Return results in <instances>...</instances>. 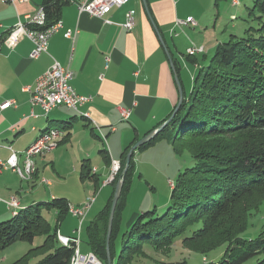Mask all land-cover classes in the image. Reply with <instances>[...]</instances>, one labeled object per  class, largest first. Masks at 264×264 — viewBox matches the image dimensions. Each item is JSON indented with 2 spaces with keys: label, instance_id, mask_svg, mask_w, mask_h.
I'll return each mask as SVG.
<instances>
[{
  "label": "crops",
  "instance_id": "obj_1",
  "mask_svg": "<svg viewBox=\"0 0 264 264\" xmlns=\"http://www.w3.org/2000/svg\"><path fill=\"white\" fill-rule=\"evenodd\" d=\"M79 1L67 0L64 3L60 15L63 28L50 38L48 51L34 59L30 57L33 42L26 36L14 38L9 31L27 14L38 12L44 0H0V104L16 100L15 105L0 108V158L7 160L10 157L12 151L7 146L11 145L18 152L22 166L24 151L42 132L50 128L63 131L54 149L34 158L38 169L33 179L23 180L11 167L0 173V221L12 217L8 204L12 196L19 198L20 208L48 197L67 199L66 195L40 194V187L48 185L51 188L54 183L49 180L48 183L42 182L44 178L40 175L39 161L45 163L49 160L55 165V159L61 156L60 160L69 157L72 161L81 160L79 169L81 174L85 172V176L92 179L93 192L100 187L101 193L108 189L107 204L117 186L111 182L105 184L111 176V162H121L131 144L155 130L172 114L179 100L176 73L185 90L192 89L191 84L200 65L189 61L187 48L204 45L205 50L193 57L202 59L204 55L208 56L206 45L199 40L197 42L194 35L197 28L207 26L210 21L215 26L216 18L227 10L229 2L146 0V7L144 0H129L122 7H114L104 17H97L88 12L80 13ZM238 1L239 4H235L231 0V5L238 11L245 7L249 9L254 3V0ZM130 10L135 18L132 30L123 26ZM189 17H193L195 23L177 25V20ZM67 28L78 29L74 39L65 36ZM55 61L73 70L75 90L92 96L93 100L82 106L81 111L61 106L43 114L37 108L40 116L33 117L31 93L26 88L34 86L37 78ZM172 61L178 71L172 67ZM189 79L192 83H188ZM122 109L131 111L129 118L122 117ZM123 122H129L131 127L120 125ZM102 135L106 136V142ZM129 136L133 139L127 143ZM134 153L136 162L138 152ZM56 172L58 178L62 177L59 171ZM19 207L14 208V214ZM133 219L134 215L130 221ZM69 237L64 243L73 240ZM82 245L81 242V251Z\"/></svg>",
  "mask_w": 264,
  "mask_h": 264
},
{
  "label": "trees",
  "instance_id": "obj_2",
  "mask_svg": "<svg viewBox=\"0 0 264 264\" xmlns=\"http://www.w3.org/2000/svg\"><path fill=\"white\" fill-rule=\"evenodd\" d=\"M66 1L44 0L47 23L42 29L60 19ZM249 12H258L257 27L251 26L244 36L232 35L220 43L210 59L206 55L202 61L188 57L192 64L200 65L192 89L184 88L183 103L173 119L154 139L137 149L142 150L167 135L178 151L189 153L193 163L174 182L168 209L163 213L157 209L143 212L124 233L125 248H138L145 243L163 248L179 240L192 250L206 252L204 245L212 247V239L225 215L244 200L264 194V0H254ZM175 69L178 71V67ZM132 145L127 148L118 175L112 181L115 185L123 177ZM134 156L135 153L115 211L110 241L112 260V238L116 229H120L121 207L131 175L136 171ZM85 175L84 172L82 177ZM114 194L115 188L98 220L88 226L90 249L104 264H108L107 234ZM40 203L19 207L11 218L0 221V250L18 239L34 242L38 232L50 231V227L44 228L47 225ZM46 204L60 207L62 215L69 213L64 197L53 198ZM101 222L107 224V229L99 236L97 226ZM236 229L239 235L235 244H227L226 249L232 263L226 260L218 264H242L255 256H262L255 264H264V227L250 239L240 235L247 227ZM57 236L58 227L47 235L42 246L49 252L36 264L72 263L77 243L61 242ZM121 257L124 259L119 264H125V257Z\"/></svg>",
  "mask_w": 264,
  "mask_h": 264
},
{
  "label": "rangeland",
  "instance_id": "obj_3",
  "mask_svg": "<svg viewBox=\"0 0 264 264\" xmlns=\"http://www.w3.org/2000/svg\"><path fill=\"white\" fill-rule=\"evenodd\" d=\"M228 1L227 10L223 11L221 16L216 18L217 21L215 26H213V22L211 23L210 21L207 26L203 25L202 27L197 28L198 32L194 35L197 42L200 41L199 43L206 45L208 59L213 55L217 46L220 43L229 40L232 35L244 36L247 29L251 26H258V19L256 18L258 12L250 14L249 9L246 7L244 10L241 9L238 11L237 7L231 5V0ZM232 14H235L236 16ZM187 56L193 57L188 54ZM199 59L202 61L200 57ZM203 62L205 61L203 60ZM188 83H192L191 79H189ZM193 84L194 83H192L191 86H193ZM120 125L123 127L128 126V128L131 127L129 122H123L120 123ZM121 132L123 133L124 130L121 129ZM101 138L106 142V136L103 137L102 135ZM132 139L133 136H129L127 143H130ZM136 151L138 152L136 155L137 171L133 172L131 175L128 183L129 188H127L125 193L123 205L126 204V207L123 205L121 207V221L119 222L120 229H116L112 238L111 248L113 264H119L121 260L124 259L121 256L125 257V264H218L226 260H229V263H232V258H228L226 255V249L227 244L230 246L235 244V238L239 235V230L236 228L243 225L244 227H247V229L240 235L249 239L255 238L263 229L264 194H257L236 205L230 213L225 215L220 227L217 229V234H215L212 239V247L204 245L203 249H206V252L192 250L179 240H174L169 246L163 248H157L148 243H145L142 247L138 248H125L123 242L124 233L131 228V225H133L143 212L157 209L159 213H163L168 209L170 206L174 182H176L179 175L193 163L189 153L178 151L176 145L169 140L167 135L155 140L153 144L148 145L146 148L142 149V151ZM36 156H34V158ZM61 157L55 159V165L49 160L45 163L39 161L38 166L40 168V175L44 178L42 182L49 180L54 183V185H51V188L50 186L48 187V185L40 187V194L66 195L70 208L71 206H79L82 200L92 198L93 203L91 209L86 214V220L84 219L85 224L81 236L83 244L82 250L87 251L91 248L87 225L91 220H94L99 216L100 210L105 206L108 189L101 193L100 187L98 191L93 192L91 187V185H93V181H91L92 179L87 176L82 177L81 170L79 169L81 160L76 162L74 159V162L70 157L60 160ZM35 168L36 171L34 170L33 174L31 173L29 180L33 179L37 172L38 168L36 164ZM56 171H59L62 177L58 178ZM111 171V176L109 178L113 177L116 172V169L113 166V161L111 162ZM117 175L118 174H116L115 177ZM107 182L108 180L105 184H107ZM44 199L45 200H42L40 203V211L46 219L47 225V227L44 226V228L48 229L50 227V231L54 233L57 231L58 227L57 237L59 241L67 242L68 235H70L69 239L74 238L76 236L74 230L79 228L80 218L76 217L73 213H70V208L68 210L69 214L65 212L62 215L60 213V207L46 204L47 202L52 201L51 198L48 197ZM16 201H19L17 196ZM11 210L13 212V208H11ZM132 215H134V219L130 221ZM60 220L61 225H59ZM98 224L97 232L100 236L106 232L107 224L102 225V222ZM50 231L45 230L40 233L38 232L34 242L18 239L6 249L0 250V264L38 263L45 254L49 252L42 246V244L46 240ZM225 232H230V234L226 236L224 235ZM226 239L230 240V243L226 241ZM261 257L262 256H255L242 264H255ZM229 263L226 262L225 264Z\"/></svg>",
  "mask_w": 264,
  "mask_h": 264
},
{
  "label": "built area",
  "instance_id": "obj_4",
  "mask_svg": "<svg viewBox=\"0 0 264 264\" xmlns=\"http://www.w3.org/2000/svg\"><path fill=\"white\" fill-rule=\"evenodd\" d=\"M7 1V0H4ZM21 2L27 0H19ZM129 0H80L78 3L79 11L88 12L89 14L97 17H104L114 7H122L127 4ZM235 4H239L238 0H234ZM107 22H111L107 20ZM46 14L42 7L38 12L33 14H27L25 19H20L9 31V34L14 38H20L23 36L28 37L34 44V47L30 53V57L36 59L43 53L48 51V44L50 38L63 28V21L57 20L55 23L41 28L46 25ZM195 23L193 17L187 19L177 20V25H186ZM135 24V18L133 11L130 10L126 14V21L123 24L128 30H132ZM78 29L67 28L65 30V36L70 39H74ZM203 45H192L187 48V54L193 56L197 53L204 51ZM74 72L71 68L62 65L60 62L55 61L54 64L42 75H40L34 86H28L27 91L31 93L30 103L32 105L31 116L38 117L40 114L36 112L37 108H40L43 114H48L50 111L57 107H67L73 111H81V107L93 100L92 96L79 94L72 85V79ZM16 100H6L0 104L1 109H5L11 105H15ZM131 111L128 109H122V117L129 118ZM114 131L115 128L112 127ZM51 134L46 142H41L37 146L31 149L29 156L24 159V165L19 164V154L11 145L7 147L12 151L10 157L7 160L0 158V173L9 167L17 171L23 180H29V173H33L32 161L34 159L35 152H42V154L52 149L54 146V136ZM121 168V162L116 160V172L113 177L108 179L107 183L113 181L116 174H118ZM45 180V183H48ZM92 198L87 199L79 206H75V215L80 218V225L75 230L76 236L73 238L74 242H82L81 234L83 229L84 219L90 207L92 206ZM11 208L19 207L20 201H16V196H12L8 202ZM78 264H104L102 259L92 250L83 252Z\"/></svg>",
  "mask_w": 264,
  "mask_h": 264
},
{
  "label": "water",
  "instance_id": "obj_5",
  "mask_svg": "<svg viewBox=\"0 0 264 264\" xmlns=\"http://www.w3.org/2000/svg\"><path fill=\"white\" fill-rule=\"evenodd\" d=\"M145 6L147 7V3L146 0H144ZM205 50V49H204ZM172 67L175 69V65L172 61ZM176 82L179 88V100L178 103L173 111V113L171 114V116L163 123L161 124L158 128H156L155 130H153L152 132H150L149 134L145 135L143 138H141L140 140H138L137 142H135L132 147L130 148L127 157H126V166L123 170V177L118 181L116 189H115V194H114V198H113V204H112V208H111V213H110V218H109V225H108V234H107V252H108V264H113L112 263V258H111V254H110V241H111V234H112V228H113V222H114V217H115V211L117 208V204L118 201L120 199L121 193H122V188H123V181H124V177L128 171V168L130 166L131 163V159L132 156L134 154V152L141 147L142 145L148 143L149 141H151L152 139H154L157 134L173 119V117L176 115V113L179 111V109L181 108V105L183 103V99H184V87L182 84V81L179 77V75L176 73Z\"/></svg>",
  "mask_w": 264,
  "mask_h": 264
},
{
  "label": "bare ground",
  "instance_id": "obj_6",
  "mask_svg": "<svg viewBox=\"0 0 264 264\" xmlns=\"http://www.w3.org/2000/svg\"><path fill=\"white\" fill-rule=\"evenodd\" d=\"M88 117V116H87ZM51 134H56L55 136H54V146H52V149H54L56 146H57V144L59 143L58 141V139H60L61 138V136L63 135V131L62 130H60V129H56V128H50V129H48V131H45V132H42L40 135H39V137L35 140V142L33 143V144H31L25 151H24V158L26 159L28 156H29V154H30V151H31V149L32 148H34L35 146H37L39 143H41V142H46L48 139H49V137H50V135ZM52 149H49V151L50 150H52ZM36 155H42V152H35L34 153V156H36ZM35 161H34V159H33V161H32V169H33V171L36 169L35 168ZM113 166L115 167V169H116V160H113ZM36 171V170H35ZM33 174V173H32ZM30 176H31V173H29V179H30ZM71 206V205H70ZM70 208V207H69ZM75 207L74 206H71V208H70V210H71V212L70 213H73L74 215H75V209H74ZM77 244H76V250H75V254H74V256H73V258H72V263L71 264H78L79 263V260H80V258H81V254H82V252H81V250H80V242H76Z\"/></svg>",
  "mask_w": 264,
  "mask_h": 264
}]
</instances>
